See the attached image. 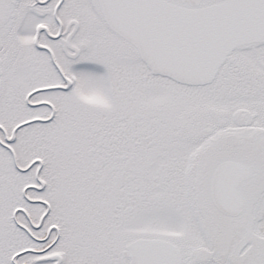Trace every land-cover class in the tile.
I'll return each instance as SVG.
<instances>
[{
    "label": "snow or ice",
    "instance_id": "6c2138e0",
    "mask_svg": "<svg viewBox=\"0 0 264 264\" xmlns=\"http://www.w3.org/2000/svg\"><path fill=\"white\" fill-rule=\"evenodd\" d=\"M0 264H264V0H0Z\"/></svg>",
    "mask_w": 264,
    "mask_h": 264
}]
</instances>
